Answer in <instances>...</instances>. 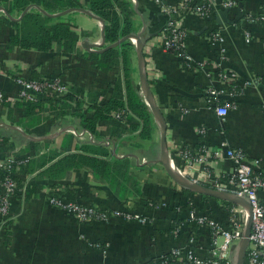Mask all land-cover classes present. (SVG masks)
Returning <instances> with one entry per match:
<instances>
[{"label": "crops", "instance_id": "0c3cea01", "mask_svg": "<svg viewBox=\"0 0 264 264\" xmlns=\"http://www.w3.org/2000/svg\"><path fill=\"white\" fill-rule=\"evenodd\" d=\"M124 1L133 12L131 20L136 29L133 34L142 33L147 42L144 50L146 70L150 71L147 77L154 86L150 84L154 104L166 122L169 160L184 166L179 156L184 149L203 144L214 152L225 142L242 149L250 159L260 160L264 166V22L251 24L244 17L264 14V0H242V20L236 24L233 23L236 14L226 10L210 20L192 14L181 18V27L187 35L186 52L195 62L210 61L204 69L183 68L176 52L163 48L160 34L167 19L151 0ZM169 1L175 4L180 0ZM40 2L43 6L29 5L32 7L27 13L37 8L53 20L52 24L67 27L76 34L78 41L71 49L57 42L49 50L12 47L10 40L16 30L8 20L20 21L29 6L10 15L6 7L12 8L13 3L0 5L4 9L0 11V89L6 97L0 103V159L14 155L27 159L26 165L29 164L17 178L20 195L10 199V219L6 223L0 220V264H153L160 255L188 242L190 225L180 236H174V220L183 221L194 210L226 223L228 215L220 200H204L203 195L192 192L181 194L180 186L160 162L162 133L141 86L135 49L132 54L135 87L153 115L156 130L150 139H145L141 135V120L132 115L139 123L132 130L125 120L116 117L117 112L98 122L96 135L83 128L79 114L92 116L93 106L105 105L118 85L123 88L122 69L98 68L91 55L107 51L93 53L84 48L86 43L102 42L103 24L89 10V0H73L77 7L69 9H61L55 0ZM218 30L225 37L224 71L235 73L237 85L244 89L223 118L209 108L204 96L211 86L222 88L224 83L213 68L216 52L207 40L210 31ZM245 30H250L255 38L251 44L245 42ZM105 46L109 44L106 42ZM17 76L60 78L67 84L69 95L61 102L42 100L27 111L18 99ZM248 81L256 84L244 88ZM201 128L207 130L206 135L199 134ZM74 129L89 132L94 141L80 139L69 131ZM65 157L69 160L63 162ZM91 158L113 168L124 165L121 174L119 171L124 180L111 178L103 168L94 173L88 165ZM210 164L224 173L232 169L231 162L224 158L210 159ZM51 193L68 203L104 210H134L147 221L112 217L107 222L83 224L70 212L52 206L48 202ZM199 231L196 253L205 257L211 242L210 231L206 227ZM97 242L108 244L106 250L96 249Z\"/></svg>", "mask_w": 264, "mask_h": 264}, {"label": "built area", "instance_id": "2783aa9c", "mask_svg": "<svg viewBox=\"0 0 264 264\" xmlns=\"http://www.w3.org/2000/svg\"><path fill=\"white\" fill-rule=\"evenodd\" d=\"M151 1L159 7L167 19L165 29L160 34L163 48L173 49L180 64L181 62L186 64V69H204L211 62H195L187 54L185 49L187 35L181 27L182 17L192 14L200 19L210 20L214 17L217 18L221 10H226L231 14H236L234 24L242 20V11L239 10L242 0H180L175 4L169 0ZM239 16L240 19H238ZM244 17L251 24L264 22V14L261 16L247 14ZM243 35L247 44L254 42L255 38L250 30H245ZM207 40L216 52L212 60L213 68L218 74V79L224 83L222 88L211 86L206 90L204 96L209 108L214 109L218 116L223 118L234 107L238 95H240L235 91L236 86H238L237 76L235 73L224 71L222 58L224 56L225 37L223 33L219 30L210 31ZM130 42L136 48L137 40L131 38ZM262 46L264 49V43ZM15 83L19 89L18 99L21 102L33 103L42 100L61 102L69 95L67 84L57 77L36 79L17 76ZM255 84V81H248L244 84V88ZM241 89L244 90L242 87ZM5 101V94L0 89V103ZM120 116V113L116 114L118 119ZM69 131L80 139L89 138L94 141L93 136L85 130L74 129ZM199 134L204 136L207 134V130L201 128ZM179 156L184 161V166H179L175 162H171V166L180 177L193 184L232 194L250 204L252 229L245 264H264V166L262 162L257 159H250L242 149L232 148L225 142L221 145L220 150L214 152L210 151L206 145L201 144L196 148L184 149ZM222 158L229 160L232 164V169L227 173L211 167L210 159ZM27 161V159H20L14 155L0 159V170L5 175L4 179L0 180V220L2 223H6L10 219V199L19 191L17 178L22 174V167L26 165ZM48 202L56 208L70 212L78 222L83 224L97 221L107 222L112 217L147 221L146 217L134 210H104L96 206L68 203L53 193L48 197ZM232 206L226 223L219 222L210 215H199L194 210L185 220H179L181 221L179 223L173 222L172 234L174 236H180L182 231L189 227V223L193 221L199 226L198 232L202 227L209 229L211 242L205 257H200L196 253L198 232H192L186 246L175 247L160 255L155 260V264H236L249 212L245 207ZM107 246L108 244L104 242L94 244L96 249L102 251L106 250Z\"/></svg>", "mask_w": 264, "mask_h": 264}, {"label": "trees", "instance_id": "16d2710c", "mask_svg": "<svg viewBox=\"0 0 264 264\" xmlns=\"http://www.w3.org/2000/svg\"><path fill=\"white\" fill-rule=\"evenodd\" d=\"M9 1L13 3L12 8L6 7V13L10 15H13L16 9L20 10L32 4L38 6L42 5L40 2L41 0H0V5L3 2ZM55 1L61 9L77 7L73 0ZM44 7L46 8V11H49L50 7L47 4H45ZM116 9H118L119 12H117ZM89 10L96 16L104 20L106 25V42L109 45L116 43L120 39L133 34L136 31L131 20V15L133 13L131 10V5L124 0H89ZM8 21L15 27L16 30L15 36H13L10 40V45L12 47L21 46L28 49L36 48L40 50H49L52 47V43L57 42L63 48L71 49L78 41V37L76 34L71 32L67 27L52 24L53 20L47 15L43 14L41 11L37 10V8L31 9L18 22L11 20ZM168 35L170 36L169 33ZM134 49L135 47L131 44L130 40H127L120 46L111 49L104 54L91 55L92 58L96 61V66L98 68L104 71H109L110 69H117L121 67L123 72V88L121 87V85H118L114 91L113 97L105 105L93 106L94 108L92 116L79 114L83 122V128L94 135H96V127L98 122L101 120L110 119L112 117V112L120 113V119L125 120L130 125L132 130H136L139 125V123L132 118V115H135L137 119L141 120L142 122L141 135L145 139H150V137L152 136V132L156 130L153 115L150 112L147 104L145 103L144 98H142L140 90L135 87L133 77L134 68L132 63V54ZM181 65L183 68H186L185 63L181 62ZM146 73L149 77L150 71L146 70ZM150 84L151 87H154L153 83L150 82ZM235 91L237 94H241L243 90L241 89V87L236 86ZM39 102L41 101L33 103L23 102V104L26 106V110L30 111L34 108L33 105ZM28 115L29 112H27V116ZM1 139L2 137L0 136V142ZM70 158L74 159L75 157ZM67 159L69 160V157L63 158L62 161L66 162ZM28 165L29 164L23 166L22 169L25 170ZM88 165L96 174L98 173V170L100 168H103L111 178L115 179L116 177V179L119 178L124 180V177L120 175L124 167V165L122 164L113 168L111 165L106 164L99 159L91 158ZM4 177V172L0 170V180H3ZM178 188V191L181 192V194L185 195L190 193V191L185 188ZM16 195H20L19 191L16 193ZM202 197L204 200L212 199L204 195ZM220 204L221 208L227 213V215H230L233 206L222 201H220ZM154 206H156V204H154ZM174 221L178 223L181 222L178 219ZM189 225L192 232H198L199 226L195 221L190 222ZM199 233L200 232H198V234ZM153 264H155V261L153 262Z\"/></svg>", "mask_w": 264, "mask_h": 264}, {"label": "water", "instance_id": "95a60500", "mask_svg": "<svg viewBox=\"0 0 264 264\" xmlns=\"http://www.w3.org/2000/svg\"><path fill=\"white\" fill-rule=\"evenodd\" d=\"M31 7L32 6H29L24 11L23 14H26L27 11ZM243 7H244L243 3L241 2L239 5V10L242 11ZM0 11H4V9L0 8ZM84 12H86L87 14H90V12H88V11H84ZM98 19L103 24L102 42H101V44H98V45H90L88 43L84 44V48L88 52L102 53V52H105V51H108L110 49H113V48L120 46L122 43H124L127 40H130L131 38H135L137 40V46H136L135 50L137 52L138 64H139V68H140L141 86H142L143 92L145 94L147 104L149 105L156 121L158 122L161 133H162V152L163 153H162V157H161L160 162L163 164L164 168L166 169L168 174L171 176V178L180 187L185 188L192 193H196V194L204 195L207 197L215 198V199H218L222 202H226L228 204L245 207L246 209H248L249 218L247 221V225H246V229H245V233H244V238L240 244V248L238 251V257H237V263H236V264H245V258H246V254H247V248H248L249 243H250L249 238H250L251 229H252V209H251L250 204L247 201L240 199V198H238L232 194L224 193V192H218V191H216L212 188L206 187V186H202L199 184H193L190 181H188L187 179L180 177L173 170V168L171 166V161L169 160V157H168L167 151H166V142H165L166 122H165V119L163 117V114L161 113V110L154 104L152 91H151L150 84H149L148 77H147V73H146V58H145V52H144L146 42L142 38V33L126 36V37L122 38L121 40H119L118 42H116L112 45L105 46L106 45L105 23L101 18H98ZM238 19H240V16ZM95 47L96 48L104 47V48H102L101 50H93V48H95Z\"/></svg>", "mask_w": 264, "mask_h": 264}]
</instances>
